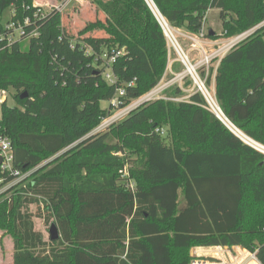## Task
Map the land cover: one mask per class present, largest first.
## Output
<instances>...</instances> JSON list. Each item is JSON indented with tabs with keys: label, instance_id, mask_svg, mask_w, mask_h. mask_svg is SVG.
Here are the masks:
<instances>
[{
	"label": "trees",
	"instance_id": "obj_1",
	"mask_svg": "<svg viewBox=\"0 0 264 264\" xmlns=\"http://www.w3.org/2000/svg\"><path fill=\"white\" fill-rule=\"evenodd\" d=\"M96 2L75 1L62 16L33 0H0V30L3 12L11 8L12 19L29 17L27 31H36L27 49L0 41V88L14 90V105L1 106L0 130L11 140L14 166L32 170L0 200L12 264H190L192 248L215 246L255 251L264 264V156L207 110L199 92L185 101L145 103L90 134L109 113L101 102L119 87L126 89V102L150 91L171 53L145 0ZM152 2L170 26L190 33L213 8L225 36L264 21V0ZM96 9L115 25L108 17L90 22L87 30L100 26L106 36L73 39ZM263 30L232 48L214 74L225 116L262 144ZM120 49L110 66L117 80L110 84L103 54ZM181 93L178 86L169 92ZM125 165L134 191L119 174ZM36 218L54 222L60 237L45 239Z\"/></svg>",
	"mask_w": 264,
	"mask_h": 264
},
{
	"label": "built area",
	"instance_id": "obj_2",
	"mask_svg": "<svg viewBox=\"0 0 264 264\" xmlns=\"http://www.w3.org/2000/svg\"><path fill=\"white\" fill-rule=\"evenodd\" d=\"M67 2V1H66ZM69 2V1H68ZM37 6H42L41 4H36ZM62 1L60 6H57L56 9L63 11ZM44 11L50 10L51 7L47 4L43 6ZM40 11V10H38ZM13 18V10L10 8V16L7 21L3 23V29L0 30V41L6 40L8 47L17 41L29 42L30 38L36 34V31L33 29L31 31H27L28 26L31 25V20L29 17L24 18L23 22L15 21ZM159 24L163 30L164 36L166 37L168 45H172V47L177 52L181 62L186 68L184 72L173 75L168 80H164V76L160 79L155 87H153L150 91L129 100L128 102L122 100V97L126 95V89L124 87H119L116 90V94L109 100V113L106 117H104L101 122L94 128L91 132L92 134L104 131L111 124L116 123L126 117L132 110L138 108L139 106L151 102L157 99H168L175 101H185L189 96L183 95H172L167 94V90L170 88H174V82L178 80H183L190 75L195 84V90L199 92L205 100V108L213 113L228 129H230L233 133H238V138L241 139L245 144L250 146L252 149L257 151L258 153L264 156V144L253 140L248 137L241 131L239 132L231 121L225 116L223 111L221 110L215 95L214 91H211L207 87V79L211 74V79L214 83V74L217 65L220 60L235 46H237L242 41L249 38L251 35L255 33V31L264 25V21L246 29L238 34L233 36L224 37L219 36L215 38V36H209L207 30L204 28V18L202 21V27L196 33H191L188 36V39L192 42V47L200 50L199 59L192 64L188 55L185 53L183 48L180 46L175 36L173 35L172 29L170 25L162 18L158 20ZM170 49V47H168ZM123 54V49L111 51L110 53H104L103 58L106 60V64L108 66L107 70L104 72V76L106 80L110 84L116 83V76L110 70V66L113 62H115L116 58L119 55ZM202 68V70L200 69ZM170 69V67H169ZM200 69L203 74L198 72ZM133 81L128 83V86H131ZM177 86L182 90L181 85L177 84ZM11 96L9 89H1L0 88V123L2 120L1 106L6 103L9 104L8 99ZM158 131V129H156ZM90 133V134H91ZM161 134H164V130H160ZM13 149L10 138L0 130V189L1 192L8 191L11 194V191L14 187L19 185L21 182H26L29 180L30 174L32 170H29L25 173H21V171L16 168L13 164ZM119 174L121 179L123 180L125 186L131 191H134V183L131 181L128 175V169L125 165L123 168L119 170ZM24 186V184H23ZM19 187V186H18ZM8 196V195H7ZM216 253L214 258L212 259H204L200 257L194 256V259L190 262V264H262L257 256L255 251H250L241 246L238 247H228V246H216Z\"/></svg>",
	"mask_w": 264,
	"mask_h": 264
},
{
	"label": "rangeland",
	"instance_id": "obj_3",
	"mask_svg": "<svg viewBox=\"0 0 264 264\" xmlns=\"http://www.w3.org/2000/svg\"><path fill=\"white\" fill-rule=\"evenodd\" d=\"M62 1V5L64 4L63 8L65 7V5L68 3V1L70 0H54V4L53 5H49L51 8H56L57 6H60V3ZM67 1V2H66ZM88 0H77L76 2L78 3H84ZM90 2H92L93 4H96V0H89ZM42 6L44 4L39 3ZM62 13V12H61ZM64 15V13H62V16ZM10 16V9H6L3 12L2 15V22L4 23L5 21H7L9 19ZM106 17L109 18V23L111 25H115V23L113 22L111 16L109 13H103V16L100 14V11H98L97 9L95 10V14L94 16L85 24V26L82 27V29H80L77 32V35L75 36H71L73 39H77V40H81L84 37H101V36H106V33L104 32V29L100 26L94 28V29H89L87 30V26L89 25L90 22H95L96 20H101V22H105L106 23ZM131 20L133 21H140L138 18L134 17L133 15L130 16ZM63 20V18H62ZM63 23V22H62ZM204 28L208 31L212 30L214 32L215 38L219 37V36H224V37H229V36H225L223 29L221 27V20L219 18V11L216 8L213 9H208L205 14H204ZM64 24V23H63ZM64 26V25H63ZM65 27V26H64ZM173 32V35L175 36L176 40L178 41V43L180 44V46L183 48V50L185 51V53L188 55L190 61L192 64H194L200 57V50L197 48L192 47V42L188 39V36H190V32H186L183 29H179V28H175L170 26ZM66 33H67V28L65 27ZM264 31V30H263ZM264 33V32H263ZM68 34V33H67ZM264 38V35H263ZM168 44V43H167ZM22 47L24 49H27L28 47V42L27 41H23L22 42ZM168 47L171 48V53L169 52V58H168V63H167V68L165 70V72L163 73L162 76H164V80H168L169 78H171L173 75L175 76L176 74L182 73L185 71V67L183 65V63L181 62L177 52L175 51V49L172 47V45H168ZM170 67V69H169ZM202 70V68H200ZM198 69V72H200L201 74H203V72ZM211 74L207 79V87L209 90L214 91L213 89V80L211 79ZM177 84L181 85L182 90H181V94L183 96H189L193 90H195L194 88L196 87L194 84V81L192 80V78L190 77V75L188 74V76H186V78H184L183 80H178L176 82H174V87L177 86ZM173 87L167 90V94H169L170 91H172ZM11 96H13L14 90L13 89H9ZM8 102L10 105H14V101L12 99V97H9ZM101 105L103 107H108V102L106 101H102ZM109 128V127H108ZM107 130V129H105ZM104 130V131H105ZM50 160V159H48ZM46 160V161H48ZM1 192V189H0ZM1 197L0 200L2 198H5L3 196H7L10 195V193H8V191L2 192L1 193ZM29 210H33L35 212L36 210V206L35 205H31V207L29 208ZM49 223L48 225H46L43 221V219H35V227L36 229H39L45 239L49 240V227H50ZM13 243H12V237L11 235L8 233V231L4 230V229H0V264H12L13 263Z\"/></svg>",
	"mask_w": 264,
	"mask_h": 264
},
{
	"label": "water",
	"instance_id": "obj_4",
	"mask_svg": "<svg viewBox=\"0 0 264 264\" xmlns=\"http://www.w3.org/2000/svg\"><path fill=\"white\" fill-rule=\"evenodd\" d=\"M145 2L149 6V8L153 11V13L157 17V19L161 20L162 17L157 13L156 7L154 6L152 0H145ZM208 35L209 36H213L214 32L212 30H210L208 32ZM25 96H26V94L24 93V94L21 95V98H23ZM238 131L240 132V130H238ZM234 134L238 137V133L234 132ZM59 237H60V234H59L58 228H57L56 224L53 222V223L50 224V227H49V240H56Z\"/></svg>",
	"mask_w": 264,
	"mask_h": 264
},
{
	"label": "crops",
	"instance_id": "obj_5",
	"mask_svg": "<svg viewBox=\"0 0 264 264\" xmlns=\"http://www.w3.org/2000/svg\"><path fill=\"white\" fill-rule=\"evenodd\" d=\"M34 3H40L36 0H33ZM213 89H214V83H213ZM232 247H238V246H232ZM216 246L215 247H194L191 249L190 254L192 256L204 258V259H212L214 258V255L216 253Z\"/></svg>",
	"mask_w": 264,
	"mask_h": 264
},
{
	"label": "bare ground",
	"instance_id": "obj_6",
	"mask_svg": "<svg viewBox=\"0 0 264 264\" xmlns=\"http://www.w3.org/2000/svg\"><path fill=\"white\" fill-rule=\"evenodd\" d=\"M75 1H77V0H70V1L65 5V7L63 8V11H64V10H68V9L72 6L73 2H75ZM44 4L50 5V4H48L47 2H45Z\"/></svg>",
	"mask_w": 264,
	"mask_h": 264
}]
</instances>
